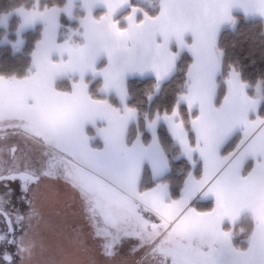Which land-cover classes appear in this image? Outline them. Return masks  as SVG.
<instances>
[{"label":"snow or ice","instance_id":"snow-or-ice-1","mask_svg":"<svg viewBox=\"0 0 264 264\" xmlns=\"http://www.w3.org/2000/svg\"><path fill=\"white\" fill-rule=\"evenodd\" d=\"M74 3L67 0L63 7H49L34 0L30 7L17 8L21 28L39 22L43 34L25 76L0 75V128L18 130L47 151L40 167L17 157L15 148L7 160L0 161L5 195L11 193V183L19 182L22 202L28 206L23 215L14 210L15 220L11 212L0 209L11 234L10 239L0 236V242L6 240L16 248L14 253L6 248L0 252V264H17L15 257L19 264H31L35 248L31 221L40 216L39 189L45 179L57 178L79 193L96 235L103 238L107 257L117 254L123 238L135 237L154 264H264V115L260 114L264 77L254 84L245 80L238 67L226 61L219 45L222 31L234 30L238 23L232 9L264 19V0H157L152 14L132 0H81L86 15L77 17L82 31L74 34L83 43L71 37L58 43L59 18L61 14L73 18ZM98 4L107 11L95 18L92 9ZM123 8L130 11L115 19ZM185 52L191 59L174 105L151 119L145 116L151 143L145 146L137 136L127 144L126 129L137 120L138 110L124 103L126 74L151 72L158 90L177 73ZM53 54L58 61L52 60ZM102 57L107 64L98 69ZM89 73L102 77L99 93L115 92L122 110L89 94L85 82ZM57 77H68L71 90H58ZM97 118L107 121V127L97 129L103 150L90 147L84 132V125ZM161 122L188 161L194 165V155L202 161V175L196 178L188 173L179 199L169 196L167 183L140 189L143 162L150 164L154 177L169 166L156 136ZM237 130L238 143L223 155V146ZM249 158L254 164L245 174ZM208 196L214 197L210 211L192 206L195 198ZM144 212L157 216L160 223L145 219ZM25 220L27 230L17 236L16 228H23ZM225 220L228 230L223 228ZM242 220L250 227L237 245L235 227ZM72 242L79 243V233ZM61 264L77 262L66 257Z\"/></svg>","mask_w":264,"mask_h":264},{"label":"trees","instance_id":"trees-1","mask_svg":"<svg viewBox=\"0 0 264 264\" xmlns=\"http://www.w3.org/2000/svg\"><path fill=\"white\" fill-rule=\"evenodd\" d=\"M33 2L34 0H0V17L5 14L13 13L21 4L25 7H30ZM66 2L67 0H41L42 4H47L49 7L53 5L63 7ZM132 3L139 4L136 0H132ZM156 3L157 0H154L153 6ZM140 6L145 11L149 12V14L155 11L153 6ZM129 11L130 9L125 11L119 18H122L123 15H127ZM84 15L85 13L79 7H77L75 12L76 19L73 21L66 15H62V26L59 36L60 42L69 38L71 33L69 29L76 30L80 27L77 17H82ZM100 15H102V11L96 13L97 17ZM235 18L238 21L235 29H226L222 31L219 45L225 52L226 61L237 66L243 78L254 84L257 79L264 77V22L259 20H247L239 14L235 15ZM19 23L20 18L13 14L9 23V37L11 42L7 45L0 46V75L10 76L14 74L20 78L25 76L28 69L31 68V54L35 50L37 42L42 38L41 25L18 36L15 31ZM5 32L6 30L0 29V36ZM74 39L76 43L83 42L81 36H77ZM18 41L20 42L19 45H21V48L19 51H16L14 45H18ZM190 59L187 53H183L177 73L172 78L163 82L158 90L154 87L155 78L129 80L128 106L135 107L139 113L138 123L133 124L128 132V142L130 144L134 142L138 133H141L146 144L150 142L151 137L147 130L145 116L151 119L157 111L163 113L174 105L175 98L184 79L183 70L185 66L190 63ZM88 82H90V95L93 98L107 99L113 106L120 107L118 99L115 96H105L99 93L101 80L88 78ZM56 87L59 90L70 91L71 81L68 79L62 80L57 83ZM249 91L251 93L253 90L250 89ZM220 93H223V87H221ZM150 95L152 97L151 99H149ZM260 114L264 115V103L260 109ZM158 133L162 147L170 160V172L161 179V182L167 183L170 186L173 199H179L183 182L191 171V165L188 160L181 157L180 149L174 143L164 123L158 125ZM90 134L92 137L94 136V128L90 129ZM93 139L96 146L101 145L99 139ZM235 140L236 139L224 148V154H227L233 149ZM250 163L246 166V171L250 169ZM154 185L155 182L150 181L149 172L146 171L144 173L142 189H148ZM149 216L153 217L151 214H149ZM249 227L250 224L247 220H243L237 226L238 229H244V232H241V229L237 232L234 238V244L239 245L241 241L245 239V233Z\"/></svg>","mask_w":264,"mask_h":264},{"label":"rangeland","instance_id":"rangeland-1","mask_svg":"<svg viewBox=\"0 0 264 264\" xmlns=\"http://www.w3.org/2000/svg\"><path fill=\"white\" fill-rule=\"evenodd\" d=\"M136 2L144 6H153L154 4V0H136ZM77 6L82 9L81 4H76L74 12H76ZM69 31L72 34L73 31L71 29ZM18 46L21 47L19 44L15 45L16 51H18ZM0 130H5L2 131L4 132L2 135H7L5 128ZM27 140V144H32V148L30 145L20 146L22 149L17 150V157L34 167H40L46 160L44 153L47 149L28 138ZM12 145L13 143H6V147L1 149L2 152L5 155L9 154L8 152L14 148ZM67 186L62 179L58 178L45 179L41 184L43 217L45 219L48 216L49 220H44L47 222L43 226L41 245H38L37 251H33L34 264H61L66 257L76 261L77 264H88L90 260H95L96 264H154L152 258L146 256L148 250L138 247L140 241L135 237L123 238L117 245V254L113 257L105 256L102 246L103 238L96 235L97 228L89 219L83 201ZM240 229L235 227L236 233ZM76 233H79L78 244L72 242V237ZM40 238L41 236L39 240H41Z\"/></svg>","mask_w":264,"mask_h":264},{"label":"crops","instance_id":"crops-1","mask_svg":"<svg viewBox=\"0 0 264 264\" xmlns=\"http://www.w3.org/2000/svg\"><path fill=\"white\" fill-rule=\"evenodd\" d=\"M76 4L78 5V4H81V0H75V3H74V6H76ZM77 7H79V6H77ZM80 8V7H79ZM83 9V8H82ZM81 9V10H82ZM129 8H123V9H121L117 14H116V16L114 17L115 19H118L125 11H127ZM98 11H102V15L103 14H105L106 13V11H107V9H106V7H104L102 4H98V5H96L93 9H92V14H93V16L95 17V18H99V17H97L96 16V13L98 12ZM83 12L85 13V15H86V11L83 9ZM74 9H73V18H71L72 20H75V15H74ZM17 15L19 18H20V23H19V25H18V27H17V29H16V31H15V33L18 35V36H20V35H22V34H24V33H26L27 31H30V30H32V29H34V28H36L38 25H41V27H42V34H43V24L42 23H39V22H37L36 24H34V25H32V26H28V27H23V28H21V24H22V17L19 15V13H18V11L17 10H15L13 13H11V14H5V15H2L0 18H2V22H0V29H2V30H6V32L5 33H3L1 36H0V46L1 45H6V44H9L11 41H10V38H9V35H10V32H9V22H10V18H11V16L12 15ZM242 15L245 19H247V20H253V21H256V20H259V21H263L264 22V19H262L261 17H259V16H248V17H246V15H245V13H244V11L242 10V9H240V8H233L232 10H231V15L233 16V17H235V15ZM62 15L63 14H61V16H60V18H59V23H60V27H59V29H58V32H57V42L58 43H63V42H60L59 41V36H60V30H61V26H62V24H61V17H62ZM80 31H82V29H80V27L78 28ZM227 29V28H226ZM226 29H224V30H226ZM77 30V29H76ZM223 30V31H224ZM73 32H72V34H70L69 35V38L71 37V39L73 40V42H75L74 40V38L75 37H77L78 35H75L74 34V31L75 30H72ZM68 38V39H69ZM42 39V38H41ZM219 39H220V37H219ZM82 40H83V38H82ZM83 43V42H82ZM20 46H18L17 47V50L19 51L20 50ZM173 50H175V48H173ZM186 53V52H185ZM52 60L55 62V61H58L59 60V56L58 55H56V54H53L52 55ZM106 64H107V60H106V58H104V57H102V58H100L99 60H98V62H97V68L98 69H101V68H103L104 66H106ZM89 77H92L93 78V76L91 75V73H89V74H86L85 75V82L86 83H88L89 84V88H88V91H89V94H90V82H88V78ZM148 78H155V76H154V74H152L151 72H146V73H144L143 75H141L140 73H128V74H126V76H125V87H126V90H127V93H128V82H129V80H132V79H148ZM66 79H68V77H57L56 79H55V81H54V86L56 87V85H57V83L58 82H60V81H62V80H66ZM73 79L74 80H78L79 79V77L78 76H75V77H73ZM93 79H95V80H101V85H100V88L102 87V85H103V79H102V77L101 76H96L95 78H93ZM69 80V79H68ZM72 82V81H71ZM57 88V87H56ZM99 88V89H100ZM59 90V89H58ZM102 95H105V96H111V95H113V96H115L117 99H118V103H119V105H120V107H116V108H118V109H123V104L121 103V101H120V99H119V97L115 94V92H109V93H106V94H102ZM128 101H129V94H128V96H127V98H126V100H125V104H127L128 105ZM109 102V101H108ZM110 103V102H109ZM111 104V103H110ZM112 105V104H111ZM262 105V104H261ZM113 106V105H112ZM113 107H115V106H113ZM260 108H261V106H260ZM138 121H139V113H138V118H137V120L136 121H130L129 122V124H128V126H127V129H126V143L127 144H129V145H131L129 142H128V132H129V129H130V127L133 125V124H136V123H138ZM161 123H163V122H161ZM166 125V124H165ZM167 126V125H166ZM104 127H107V121L106 120H103V119H100V118H97L96 120H95V122L93 123V122H87L85 125H84V132H85V134L87 135V136H89L90 137V140H89V146L90 147H92L93 149H96V150H103V148H104V141H103V138L98 134V132H97V129H99V128H104ZM92 128H94V136L92 137V135L90 134V129H92ZM1 129V128H0ZM6 129V131H7V135L5 136V139H1L0 138V147L2 146V148H0V150L1 149H4L5 147H6V143H13V146L15 145V146H18V148H21L20 146H27V145H30V147L32 148V144H27V138L24 136V135H22L21 134V132L20 131H18V130H14V129H10V128H5ZM147 130H148V132H149V134H150V137H151V140H152V132L147 128ZM2 131H5V130H0V134H3L4 132H2ZM240 135H241V133L237 130L236 132H235V134H234V136H233V138L229 141V142H227L224 146H223V148H222V154L223 155H227V154H224L223 153V150H224V148L227 146V145H229L234 139H236L235 140V143H234V147H233V149L235 148V145H236V143H238V140H239V137H240ZM137 136H139V138H140V140H141V142L145 145V146H147V145H149L150 143H151V140H150V142L148 143V144H146L145 142H144V140H143V138H142V135H141V133H138L137 134ZM136 136V137H137ZM156 136H157V140H158V142L160 143V145L162 146V144H161V142H160V138H159V133H158V126H157V128H156ZM93 138H97V139H99V141H100V146H96L95 144H94V142H93ZM136 139V138H135ZM135 141V140H134ZM163 148V147H162ZM22 149V148H21ZM232 149V150H233ZM231 150V151H232ZM230 151V152H231ZM32 152V151H31ZM166 153V152H165ZM31 154V153H30ZM166 156H167V158H168V155L166 154ZM181 157H183V158H185L186 160H188L185 156H183L182 154H181ZM168 160H169V158H168ZM193 160L195 161V164L193 165V163L192 162H190V161H188L189 163H190V165H191V171L190 172H192V174L196 177V178H199L201 175H202V161L201 160H199V158H198V156H196V155H194V157H193ZM251 162V163H250ZM248 163H250V169L249 170H251V168H252V166H253V164H254V161L251 159V158H249L248 160H247V162H246V164H245V168H244V171H245V174L247 173V171H249V170H247L246 171V166L248 165ZM149 172V176H150V181L151 182H155V184L156 183H163V182H161V179H163L169 172H170V160H169V166H168V169L163 173V175H161V176H156V177H154L153 176V173H152V169H151V166H150V164L147 162V161H145V162H143L142 163V166H141V180H140V189L141 190H147V189H142V182H143V178H144V173L145 172ZM59 180H61V179H59ZM64 182V181H63ZM155 186V185H154ZM68 187V186H67ZM153 187V186H152ZM69 188H70V186H69ZM71 189V188H70ZM149 189V188H148ZM73 191V190H72ZM78 197H80V195H79V193H76L75 191H73ZM169 196L172 198V193H171V189H170V186H169ZM81 198V197H80ZM173 199V198H172ZM192 206L193 207H196L199 211H210L213 207H214V197H211V196H208V197H199V198H195L193 201H192ZM149 214H151L153 217H150L149 216ZM143 215H144V217H145V219H148L150 222H152V223H160V221H159V218L157 217V216H155L154 214H152V213H148V212H144L143 213ZM243 221V220H242ZM242 221H240L237 225H236V227L242 222ZM230 227V224H229V222L227 221V220H225V222H224V224H223V228H224V230H228V228ZM137 239V238H136ZM234 242V241H233Z\"/></svg>","mask_w":264,"mask_h":264},{"label":"flooded vegetation","instance_id":"flooded-vegetation-1","mask_svg":"<svg viewBox=\"0 0 264 264\" xmlns=\"http://www.w3.org/2000/svg\"><path fill=\"white\" fill-rule=\"evenodd\" d=\"M0 138L5 139V135L0 134ZM13 147L16 149V152H17V150L19 149L18 146L14 145ZM2 151L3 150H0V161L7 160L12 155L11 150H10V152H8L9 154H7V155H5ZM16 152H15V155L17 156ZM10 188H11V193L9 195H5L7 189L3 186L2 183H0V209H3L6 212H11L12 213V219L15 220L16 211H14V210H18V212L21 215H23L28 211V206L26 203L22 202V197L24 196V194L20 190L19 182L11 183ZM36 205L39 208L40 216L32 219V221H31L32 229L30 232V236L35 241L34 250L37 251L38 245L39 244L41 245V242H42V232L44 230L43 226L47 222L44 220H49L48 216L45 219L43 217V212H42L43 211V208H42L43 200H42L41 186L39 189V197H38V200L36 201ZM21 224H23L24 227L21 228V227L17 226V228H16V235L17 236L22 235L23 232L27 230V221L26 220L21 221ZM0 236H5L8 239L11 238V234L8 233L7 226H6L4 218L2 216H0ZM40 236H41V238H40L41 240H39ZM5 248L9 252L14 253L16 251L15 245H8L6 240L3 242H0V252L5 250ZM33 258H35L34 253L32 256L31 264H34V262H35V260H33ZM15 259L17 261V264H19V257H15ZM39 259H40V257H39Z\"/></svg>","mask_w":264,"mask_h":264},{"label":"clouds","instance_id":"clouds-1","mask_svg":"<svg viewBox=\"0 0 264 264\" xmlns=\"http://www.w3.org/2000/svg\"><path fill=\"white\" fill-rule=\"evenodd\" d=\"M0 22H2V21H0Z\"/></svg>","mask_w":264,"mask_h":264}]
</instances>
